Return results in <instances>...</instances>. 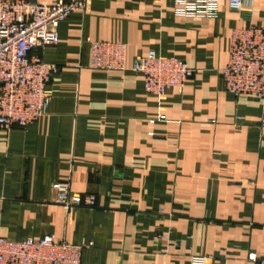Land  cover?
<instances>
[{
  "label": "crops",
  "instance_id": "0c3cea01",
  "mask_svg": "<svg viewBox=\"0 0 264 264\" xmlns=\"http://www.w3.org/2000/svg\"><path fill=\"white\" fill-rule=\"evenodd\" d=\"M55 3L67 0H34ZM173 0H92L34 54L59 65L47 113L0 127V236L54 235L81 264H258L264 257V99L226 90L232 31L264 23V0L216 18L175 15ZM91 40L127 45L126 69L90 67ZM154 50L195 70L183 89L147 93L132 69ZM94 207L55 203V182ZM179 243V246H176Z\"/></svg>",
  "mask_w": 264,
  "mask_h": 264
},
{
  "label": "built area",
  "instance_id": "2783aa9c",
  "mask_svg": "<svg viewBox=\"0 0 264 264\" xmlns=\"http://www.w3.org/2000/svg\"><path fill=\"white\" fill-rule=\"evenodd\" d=\"M155 1L163 0H138ZM175 15L216 18L221 1L240 11L247 0H173ZM92 0L47 3L34 0H0V127H25L47 113L48 84L59 65L34 54L38 48L59 40L62 20L75 11L87 12ZM90 67L103 70L126 69L127 45L110 40L90 41ZM132 69L143 76L147 93L164 96L173 87L183 89L195 70L177 57L151 50L137 57ZM223 84L235 96L252 94L264 99V23H248L232 31L229 61L221 69ZM54 202L71 212L77 207H94L93 194L73 191L69 182H55ZM54 235L13 240L0 236V264H81L85 247ZM179 246V243H176ZM214 255H193L190 264H209ZM249 259L264 264L254 253Z\"/></svg>",
  "mask_w": 264,
  "mask_h": 264
}]
</instances>
